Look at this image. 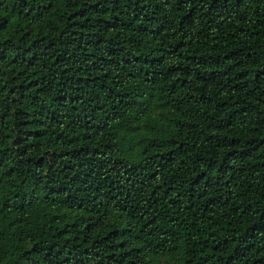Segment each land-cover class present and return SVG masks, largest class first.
Returning <instances> with one entry per match:
<instances>
[{
	"label": "trees",
	"instance_id": "1",
	"mask_svg": "<svg viewBox=\"0 0 264 264\" xmlns=\"http://www.w3.org/2000/svg\"><path fill=\"white\" fill-rule=\"evenodd\" d=\"M0 264H264V0H0Z\"/></svg>",
	"mask_w": 264,
	"mask_h": 264
}]
</instances>
